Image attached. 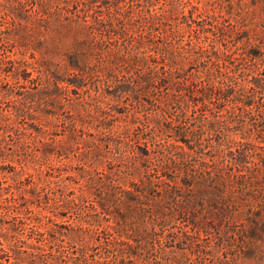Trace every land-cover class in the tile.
<instances>
[{
    "label": "trees",
    "instance_id": "1",
    "mask_svg": "<svg viewBox=\"0 0 264 264\" xmlns=\"http://www.w3.org/2000/svg\"><path fill=\"white\" fill-rule=\"evenodd\" d=\"M202 4L0 0V159L35 171L0 264H264V25Z\"/></svg>",
    "mask_w": 264,
    "mask_h": 264
},
{
    "label": "rangeland",
    "instance_id": "2",
    "mask_svg": "<svg viewBox=\"0 0 264 264\" xmlns=\"http://www.w3.org/2000/svg\"><path fill=\"white\" fill-rule=\"evenodd\" d=\"M206 1L207 0H200L201 5H203L202 3ZM221 2L224 6L222 8L221 13L224 14V17H225L224 20L227 23L237 25L241 29L246 28V27H257V28L260 27L261 28L262 25H264V0H221ZM186 8H188V6ZM244 35L245 33L242 31L237 33V37L241 39L240 43L244 42L245 40ZM186 39L187 38L184 37L183 40L180 41V43H184ZM14 101H15V97L13 96V93L9 95V98L3 100V102L0 104V118L1 117L3 118L7 115L13 118L15 117L13 113L14 108L12 106L13 105L12 103ZM62 112H63L62 110L59 111L60 118L68 122V119L65 114L66 111L63 113ZM26 119L25 121L27 122L25 123V126H27L28 131L31 130L35 132L36 130L35 127L39 125L37 124L39 123V121L35 120V123L37 125L33 127L32 126L33 120L29 118H26ZM18 120H20V118ZM48 121L50 122H46L47 126L45 127V130H44L45 133L42 134V136L47 135L45 136V138L48 139L50 137V133L53 132V135L52 134L51 135L54 137L55 140L64 139L65 134H66L64 128L60 127L59 125L54 126V124H52V121L55 122L54 117H49ZM28 122H29V125L27 124ZM118 124H122L121 121L115 120L114 126L116 127V125ZM18 125H20V123ZM12 135L13 137L16 138L15 132L12 133ZM16 158L17 157H15V159H12L13 161H9L8 158L0 159V183H3L4 186H7L8 184H12V187L9 189H13V186L16 184L12 180L13 177L17 179H24L28 173H33V174L35 173L34 169H31L30 167L21 168V164H19V162L16 161L17 160ZM60 160L61 158L59 159L58 157L53 156L52 160L47 162L46 165H44L43 169L47 168L48 166H51L54 169L53 171L55 175L54 179H65V181L67 182L66 177L69 176L71 173L70 171H67V169H65V167L62 165V162H60ZM62 160H65V162L67 161L66 158ZM57 167L59 170L57 169ZM74 185L75 184H72L71 186H74ZM10 191L11 190H4L6 194L3 192V195L0 196V201H1L0 206H3L5 204V202H2V200L6 195L10 194ZM34 210L38 211L39 208L35 207Z\"/></svg>",
    "mask_w": 264,
    "mask_h": 264
}]
</instances>
